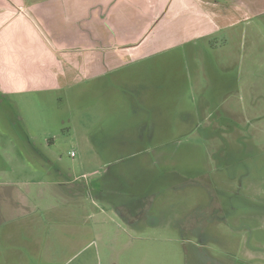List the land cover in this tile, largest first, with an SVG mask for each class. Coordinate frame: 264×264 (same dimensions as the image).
<instances>
[{
  "label": "rangeland",
  "instance_id": "1",
  "mask_svg": "<svg viewBox=\"0 0 264 264\" xmlns=\"http://www.w3.org/2000/svg\"><path fill=\"white\" fill-rule=\"evenodd\" d=\"M220 1L239 11L231 24L129 61L124 72L140 86L157 71L153 111L148 96L118 94L138 110L135 125L104 116L98 81L9 96L0 109V264H264V0ZM108 2L117 14L101 43L139 42L148 22L128 23L126 12L143 0ZM187 16L180 32L161 25L144 37L154 39L144 52L211 31ZM69 36L68 48L88 47Z\"/></svg>",
  "mask_w": 264,
  "mask_h": 264
},
{
  "label": "crops",
  "instance_id": "2",
  "mask_svg": "<svg viewBox=\"0 0 264 264\" xmlns=\"http://www.w3.org/2000/svg\"><path fill=\"white\" fill-rule=\"evenodd\" d=\"M148 1L143 0L144 4L137 5L139 9L130 7L126 12L129 14L128 23L135 22L133 17L139 19L136 15H142L141 20L148 22L144 36L146 38L149 33L153 35L155 30H159L156 27L161 25L163 31L180 32L183 22L179 15H188L186 23L191 24V28L198 24L207 25L211 31L195 37L188 36L183 40L180 38V42L175 44H170L169 41L163 48L156 47L148 53L144 52V47L153 49L154 39L142 41L144 37L139 42L126 44L125 47L108 49L102 43L108 37V21L117 14L112 9L108 10V3H111L108 0H95L93 3L91 0H0V109H5L4 105L12 101L9 96L66 90L73 87L75 81L82 80L84 83L82 90L87 88L85 83L89 87H94L92 83L99 82L100 89L104 91L100 101L104 103L105 99L106 104L102 112L104 116L108 114L109 118L117 120V123L121 118H128L130 123H134L131 118L138 111L132 104L125 108L119 104V101H122L118 97L121 90L132 91L136 96H148L150 104L145 105L153 111L155 103L151 95L156 93L155 90H151L152 77L156 76L157 71L145 77L146 84L140 86L137 78L132 77L131 73L129 77L128 73L124 72L131 67L129 61H133V64L149 62L159 58L160 56L156 54L164 52L167 48L184 43L191 44L190 41L196 37L210 36L222 25L231 24L233 22L231 17L238 15L239 11H235L220 0H171L166 10L155 13V10L151 12V9L156 6H159L158 9L161 8L159 0H151L150 4H147ZM219 16L228 20L225 21ZM70 34L74 37L72 39L77 38L78 42L88 43V47L79 45L78 48H68L65 45L67 41L65 37ZM156 38L155 36V40ZM92 39L102 43L91 48L89 42ZM97 47L98 50L95 49ZM214 66L217 68L215 61ZM89 92L92 94L90 90ZM108 92L111 94L106 97ZM161 99L163 108L167 99L164 97ZM147 113L151 112L142 108V115H148ZM137 122L136 120L134 125ZM143 137L144 134L141 138Z\"/></svg>",
  "mask_w": 264,
  "mask_h": 264
},
{
  "label": "built area",
  "instance_id": "3",
  "mask_svg": "<svg viewBox=\"0 0 264 264\" xmlns=\"http://www.w3.org/2000/svg\"><path fill=\"white\" fill-rule=\"evenodd\" d=\"M70 155H71L72 157H74V156H75V152L72 151V152L70 153Z\"/></svg>",
  "mask_w": 264,
  "mask_h": 264
},
{
  "label": "trees",
  "instance_id": "4",
  "mask_svg": "<svg viewBox=\"0 0 264 264\" xmlns=\"http://www.w3.org/2000/svg\"><path fill=\"white\" fill-rule=\"evenodd\" d=\"M140 127V126H139ZM140 129H141V127H140Z\"/></svg>",
  "mask_w": 264,
  "mask_h": 264
}]
</instances>
